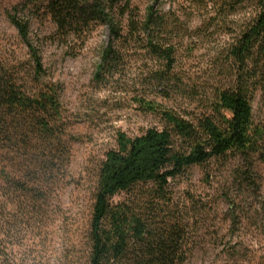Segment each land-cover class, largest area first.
<instances>
[{"label": "trees", "instance_id": "obj_1", "mask_svg": "<svg viewBox=\"0 0 264 264\" xmlns=\"http://www.w3.org/2000/svg\"><path fill=\"white\" fill-rule=\"evenodd\" d=\"M146 1L144 8L134 0L29 4L40 5L62 41L75 38L84 44L96 26H107L110 40L102 52L97 82L118 73L131 54L141 53L153 64L145 82L160 89V97L171 101L177 92L195 100L196 93L176 71L189 29L176 14L164 12L160 0ZM172 1L185 11L213 12L210 22L233 15L245 0ZM254 2L256 10L228 48L227 86L200 101L197 111L168 107L156 98L136 101L162 126L133 138L119 133L117 149L100 164L86 233V264H185L191 252L189 225L175 207L170 182L192 168L206 170L211 162L234 156L247 167L238 169L237 177L254 184V158H264V128L255 125L253 109L255 96L264 94V0ZM10 20L29 48L36 75L26 79L16 66L0 61V154L13 169L9 177L3 166L11 190L36 201L58 175L67 174L68 121L59 85L40 83L42 60L30 42L29 23L12 15ZM122 194L129 197L115 202ZM3 244L0 238V264H10L1 260L7 256Z\"/></svg>", "mask_w": 264, "mask_h": 264}, {"label": "rangeland", "instance_id": "obj_2", "mask_svg": "<svg viewBox=\"0 0 264 264\" xmlns=\"http://www.w3.org/2000/svg\"><path fill=\"white\" fill-rule=\"evenodd\" d=\"M134 1L142 8L148 5L146 0ZM29 2L0 0V61L16 66L26 79H35L31 53L10 16L28 22L30 42L42 60L40 83H53L61 89L70 164L66 176L58 175L43 199L33 201L11 190L3 166L9 177L13 169L0 154V238L7 254L1 260L8 259L10 264H86V233L100 164L109 151L117 149L119 133L133 138L162 126L158 118L140 110L136 101L156 98L168 107L197 111L200 101L229 83L228 48L257 5L245 0L233 15L209 22L215 17L213 12L185 11L179 2L160 0L164 12L176 14L189 29L176 71L186 88L196 93L192 101L177 92L167 101L159 96L160 89L145 82L153 64L141 53L127 57L113 77L95 80L110 40L106 25L96 26L84 44L75 38L62 41L56 38V27L40 5ZM253 109L255 125L264 128L263 93L255 96ZM240 168L247 170L239 158L229 156L211 162L206 170L192 168L170 182L175 207L189 225L191 252L185 264H264V158H254L250 169L254 184L237 177ZM128 197L122 194L115 202Z\"/></svg>", "mask_w": 264, "mask_h": 264}]
</instances>
